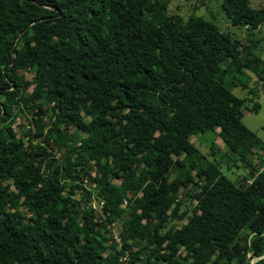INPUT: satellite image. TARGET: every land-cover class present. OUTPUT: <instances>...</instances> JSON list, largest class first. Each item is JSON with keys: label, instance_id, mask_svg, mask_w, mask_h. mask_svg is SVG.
Here are the masks:
<instances>
[{"label": "trees", "instance_id": "obj_1", "mask_svg": "<svg viewBox=\"0 0 264 264\" xmlns=\"http://www.w3.org/2000/svg\"><path fill=\"white\" fill-rule=\"evenodd\" d=\"M220 6L264 21V5ZM166 7L0 0V264H264V157L241 144L264 149L241 120L259 103L224 83L245 67L264 85L259 38ZM215 128L241 176L190 138Z\"/></svg>", "mask_w": 264, "mask_h": 264}, {"label": "rangeland", "instance_id": "obj_2", "mask_svg": "<svg viewBox=\"0 0 264 264\" xmlns=\"http://www.w3.org/2000/svg\"><path fill=\"white\" fill-rule=\"evenodd\" d=\"M220 3L221 0H167L166 12L167 14L177 12L182 18H185L190 13L200 15L210 20L219 29L225 30L231 37L237 38L240 42H248L247 34L258 37L259 40L254 51L264 60V21L258 27L249 30L245 27H235L226 19ZM248 4L251 7L263 6L264 0H248ZM26 76L30 77L31 74L26 73ZM224 78L226 86L235 94L251 98V100H246L247 104L250 105L253 101L259 103L257 111L244 109L241 120L260 138L259 144L261 143V146L264 147V85L252 71L245 67L240 69L232 68L230 71L225 72ZM29 125L28 118L21 113L16 116L12 124L16 131V136L22 134ZM216 130L215 128L214 130L197 132L192 134L190 138L195 144L197 151L207 154L206 157L209 159L218 160L223 171L228 170L227 167H229L230 170L241 176L243 172L247 171V168L243 165V162L240 163L238 155L234 151L237 144L234 143L231 146L223 145ZM241 144L245 147L244 160L249 159L252 164H255L258 156L264 157V149L250 146L246 141H242ZM53 151L57 154V151ZM171 174H173V171H171ZM83 182L86 187L89 185L88 181L85 180ZM75 184L77 185L78 183ZM79 194L80 191L76 196ZM82 197L81 201L83 202ZM90 204L96 212L99 210L100 202L95 196L90 197ZM122 204H124V201ZM126 216L127 214L124 212L122 217ZM109 227L115 241L118 242L117 232L120 229V222L110 223Z\"/></svg>", "mask_w": 264, "mask_h": 264}]
</instances>
